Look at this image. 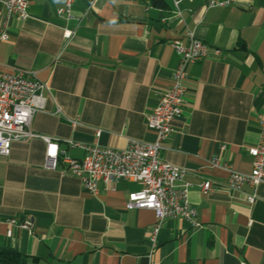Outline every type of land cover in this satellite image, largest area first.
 I'll return each mask as SVG.
<instances>
[{
	"label": "crops",
	"instance_id": "0c3cea01",
	"mask_svg": "<svg viewBox=\"0 0 264 264\" xmlns=\"http://www.w3.org/2000/svg\"><path fill=\"white\" fill-rule=\"evenodd\" d=\"M212 1L228 3L210 7ZM166 2L158 9L149 0H76L68 19L58 14L64 0H30L25 20H7L0 4V35H8L0 39V71L36 73L51 93L41 92L46 110L35 115L33 132L83 159L85 151L68 141L125 149L131 139L156 140L147 116L180 64L175 40L186 45V32L194 31L220 49L187 67L184 112L162 153L187 170L199 225L166 219L152 262L264 264V184L254 204L247 202L250 187L227 189L228 168L248 173V149L260 139L264 0H183L178 9ZM65 30L74 31L70 41ZM57 106L70 118L82 114L81 125L60 121ZM46 151L34 138L0 155V247L19 251L27 264H149L157 217L126 206L140 186L99 183L91 194L66 164L46 169ZM215 158L221 166L210 163ZM204 181L212 185L207 193Z\"/></svg>",
	"mask_w": 264,
	"mask_h": 264
},
{
	"label": "built area",
	"instance_id": "2783aa9c",
	"mask_svg": "<svg viewBox=\"0 0 264 264\" xmlns=\"http://www.w3.org/2000/svg\"><path fill=\"white\" fill-rule=\"evenodd\" d=\"M65 8L58 11L63 17L71 18L72 7L76 0H64ZM183 0H173L178 9ZM228 2L212 1L210 7L224 6ZM7 20L14 17L25 20L28 17L30 0H0ZM179 14H181L178 11ZM74 31L65 30L64 39L70 41ZM188 43L183 45L181 40H175L172 48L180 56V64L173 74L171 86L160 95L155 110L147 116V125L156 131V140L152 143L131 139L125 149H114L103 146L83 145L68 141V146L78 147L85 151L83 159L72 158L56 139L39 135L32 130V121L40 111H45L46 98L41 94L49 87L37 79L34 72H2L0 71V155L8 156L13 143L28 142L34 138L42 139L47 146L45 168L58 170L62 164L77 177L85 190L91 194L98 192V184L106 185L115 182L121 185L123 181H132L140 189L130 193L127 202L128 209L153 211L157 217V225L152 229L150 241L152 254L158 245L157 236L161 225L166 219H185L198 226L197 210L190 201L191 184L185 180L187 170L172 165L162 158L164 143L175 132L173 122L184 112L188 88L187 67L203 61L212 55H221V50L211 47L199 39L194 31L185 35ZM1 40H7L6 32L1 33ZM60 121L69 122L73 127L82 123V114L75 118L68 117L60 106L53 113ZM260 139L257 145L248 149L245 165L248 173L229 170L228 191L243 190L248 186L251 193L247 202L254 204L257 192L264 184V115L258 117ZM214 167L221 166L218 158L210 162ZM65 170L62 172L65 175ZM201 191L207 193L212 189L210 181L199 185ZM11 223H15L12 220ZM253 221L248 227L253 226ZM24 224V227H27Z\"/></svg>",
	"mask_w": 264,
	"mask_h": 264
},
{
	"label": "trees",
	"instance_id": "16d2710c",
	"mask_svg": "<svg viewBox=\"0 0 264 264\" xmlns=\"http://www.w3.org/2000/svg\"><path fill=\"white\" fill-rule=\"evenodd\" d=\"M153 7L158 9H167L166 0H149ZM38 262L37 258L33 259ZM0 264H27V257L13 248L0 247Z\"/></svg>",
	"mask_w": 264,
	"mask_h": 264
}]
</instances>
